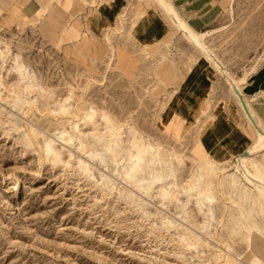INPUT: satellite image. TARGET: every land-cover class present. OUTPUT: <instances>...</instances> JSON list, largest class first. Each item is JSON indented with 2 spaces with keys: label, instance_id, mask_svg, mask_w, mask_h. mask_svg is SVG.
<instances>
[{
  "label": "rangeland",
  "instance_id": "obj_1",
  "mask_svg": "<svg viewBox=\"0 0 264 264\" xmlns=\"http://www.w3.org/2000/svg\"><path fill=\"white\" fill-rule=\"evenodd\" d=\"M46 5L29 14L20 0H0V264H264V200L238 178L236 160L210 157L204 135L214 122L186 118L171 101L207 60L213 97L241 107L226 77L242 92L264 67V0H213L203 34L180 18L225 74L156 0H127L108 28L89 24L83 0ZM151 12L170 29L149 45L137 23ZM133 141L162 151L161 169L126 177ZM257 160L264 166V154ZM199 195L212 219L196 208Z\"/></svg>",
  "mask_w": 264,
  "mask_h": 264
},
{
  "label": "crops",
  "instance_id": "obj_2",
  "mask_svg": "<svg viewBox=\"0 0 264 264\" xmlns=\"http://www.w3.org/2000/svg\"><path fill=\"white\" fill-rule=\"evenodd\" d=\"M53 0H20L29 14L38 13ZM88 22L97 28L113 25L126 9L127 0H83ZM172 5L179 17L195 32L203 34L213 25L215 13L213 0H165ZM163 11V10H162ZM165 14V12L163 11ZM145 16V17H144ZM137 23V39L143 44L152 45L166 38L170 24L155 12L145 14ZM166 16V14H165ZM207 60H198L183 76L177 87L172 103L183 115L191 120L205 122L212 120L214 126L205 129V144L210 157L219 163L236 160L246 153L254 143L247 134L248 127L241 107L222 103L213 97V68ZM241 98L249 103L255 121L264 131V67L253 73L242 85ZM214 99H216L214 101ZM209 105V107H207ZM245 115V114H244ZM246 117V116H245ZM185 118V117H184ZM244 128V131L243 129Z\"/></svg>",
  "mask_w": 264,
  "mask_h": 264
},
{
  "label": "bare ground",
  "instance_id": "obj_3",
  "mask_svg": "<svg viewBox=\"0 0 264 264\" xmlns=\"http://www.w3.org/2000/svg\"><path fill=\"white\" fill-rule=\"evenodd\" d=\"M156 1L159 4V7L162 8V10L166 13V15L170 18V20H172V22L177 27V29H179L187 37V39L191 42V44L194 47H196L199 50H201V52L204 53V56H206V58L211 63H213L216 66V69H218V71L220 73L225 74V72L223 71V69H222L221 65L219 64V62L217 61V59L215 57H213L209 53V51L204 47V45L201 42L200 38L180 19L179 15L177 14V12L174 9V7L172 5H170L169 3H167L165 0H156ZM226 78H227L226 80H227L230 88L232 89L233 94L235 95L237 101L239 102V104L241 106V109L243 110L244 114H245V112H247L248 117L245 114L247 120L250 123L252 122L251 124L254 126V129H255L256 134H257V139H256L257 141H256V143L253 146H251L246 153H243V154L239 155L238 157H236V164L234 165V167H235L236 171L239 173V177L238 178L241 181H243L244 184L250 190H252L253 192L257 193L264 200V176H263V168H264V166H262L259 163V161L257 160V158H258L259 155L264 154V131L260 128L259 124L255 121L254 112L252 111L251 107L249 106L247 100L244 101L245 102L244 104L241 102V98H240L239 95H242V92L240 90L239 85H237L236 82L232 78H230L228 76ZM29 83H30V81H29ZM29 87H30V85H29ZM91 119H92V117H91ZM74 130H77V129H74ZM81 134H82V132H81ZM93 137L95 139H97V140L103 138V136L100 135L99 133L94 134ZM106 137L108 139H110V141H115V144H114L115 148H118L120 146V143H121L120 133H119V131L117 129H114L113 127H110L109 128L108 135ZM57 140L58 141L61 140V141L65 142V144L72 142V139H70V140L67 141L65 139V136L64 135H62L61 137H59ZM140 141L143 143L142 140H140ZM103 143H105V142H103ZM110 145L111 144H109V145L106 146L107 147V150L109 152L111 150H113V147H111ZM129 147H130V150L131 151L134 150L135 152L134 153H130V155H129V160H131L130 161L131 164L129 166H127V168H126V172H125L126 173V177H128L130 179H134V178L139 177L140 174H143V173H151L154 168L155 169H158V167H159L161 169V167L163 166V163H164L163 158L164 157L162 155L163 154L162 151L158 150L156 152V150L151 145L146 146V147L143 146V145H140L138 147V145L136 144L135 141H133ZM47 149H48L49 154H53L55 156L58 155V151L54 148V141L53 140H47ZM105 152H107V151L105 150ZM93 157H94V155H93ZM100 160H103V159H100ZM79 162H78V164H79ZM79 165L82 166L81 163ZM102 165H103V162H102ZM126 177H124V178H126ZM196 180H197V178H196ZM106 182H107V184H109L112 181H111V179L107 178L106 179ZM140 183H142V182H140ZM137 184H138V182H137ZM148 188H150V187H148ZM206 202H209V200L206 197H204L203 195H199L198 198L196 199V208L199 210V212H204L205 213V218L212 219V212H211L210 209H208L206 207V204H205ZM263 207H264V205H261L259 208L260 209H263ZM182 212H185V207H182ZM170 224H171V222L169 223V226H170ZM169 226H167V227H169ZM201 226H200V228H201ZM202 230L206 232L207 231V227L206 226H202ZM195 239H196V243L198 245H203L204 244V240L201 237L195 236ZM190 244H191V242H190ZM201 255H203V254H201Z\"/></svg>",
  "mask_w": 264,
  "mask_h": 264
},
{
  "label": "water",
  "instance_id": "obj_4",
  "mask_svg": "<svg viewBox=\"0 0 264 264\" xmlns=\"http://www.w3.org/2000/svg\"><path fill=\"white\" fill-rule=\"evenodd\" d=\"M240 96V95H239ZM240 98H241V96H240ZM241 102L244 104L245 102H244V100L241 98Z\"/></svg>",
  "mask_w": 264,
  "mask_h": 264
}]
</instances>
